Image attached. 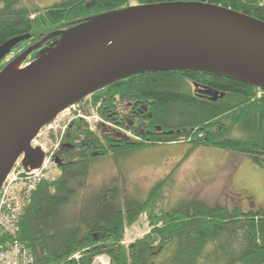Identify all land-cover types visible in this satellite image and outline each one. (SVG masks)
Segmentation results:
<instances>
[{"label":"trees","instance_id":"obj_1","mask_svg":"<svg viewBox=\"0 0 264 264\" xmlns=\"http://www.w3.org/2000/svg\"><path fill=\"white\" fill-rule=\"evenodd\" d=\"M180 1L221 6L264 22V0H64L43 8L23 0H0V45L29 35L0 58V73L31 45L39 47L26 55L27 61L50 43L58 45L59 31L98 15ZM82 101L95 107L109 127L91 131L73 119L63 138L60 163H52L24 203L14 237L31 252L32 264H94L101 255L109 258L108 264H264V207L244 210L195 202L158 208L170 174L142 200L123 197L108 186L90 199L82 196L77 210L68 208L94 160L150 145L186 141L187 153L212 146L264 166V85L201 67H161L114 78ZM134 101L147 108L140 128L130 126L124 108ZM119 106L123 117L115 118ZM143 223L148 227L142 237L126 243V229Z\"/></svg>","mask_w":264,"mask_h":264},{"label":"water","instance_id":"obj_2","mask_svg":"<svg viewBox=\"0 0 264 264\" xmlns=\"http://www.w3.org/2000/svg\"><path fill=\"white\" fill-rule=\"evenodd\" d=\"M95 26L105 27L0 88V183L22 151L26 167L36 164L38 155L29 140L50 116L114 78L155 68L145 64L215 50L237 54L264 74V22L229 8L181 1L132 6L65 29L62 41ZM27 38L16 36L0 45V58ZM38 47L35 43L24 54ZM48 51L49 46L41 48L38 56ZM162 67H201L242 77L197 64Z\"/></svg>","mask_w":264,"mask_h":264},{"label":"rangeland","instance_id":"obj_3","mask_svg":"<svg viewBox=\"0 0 264 264\" xmlns=\"http://www.w3.org/2000/svg\"><path fill=\"white\" fill-rule=\"evenodd\" d=\"M60 1L64 0H23L24 3L31 2L42 8ZM102 28L98 27L88 36ZM62 32L59 31L61 34ZM46 43V41L42 42V44ZM51 44L50 49L55 47ZM59 46L55 49H59ZM204 52L205 50H200L177 56L196 58L199 53ZM23 57L24 61L22 60L20 69L28 62L25 54ZM84 104L74 107L85 111L82 109ZM75 108L64 112L60 116L63 122H59L58 126L45 128L32 142L40 152L43 154L53 152L59 141L60 129L64 131L72 115L76 113ZM85 109L89 116V126L93 131H97L102 122L95 112V107L85 105ZM106 126L109 127L108 122L101 127ZM121 131L133 137L132 133L126 129L122 128ZM188 147L189 142L186 141L163 143L130 151L117 158H111V156L97 158L91 163L84 185L75 194L71 207L68 208L70 211L77 210L75 208L79 205L82 196L90 199L108 186H115L123 197L142 200L157 183L169 174L171 177L163 185V197L156 205L158 208L169 210L184 208L195 202L226 207L240 206L244 210L264 207V166L252 163L244 154L229 152L217 147L199 146L191 153H187ZM49 175H54V172L50 171ZM120 195L119 197H122ZM147 227V224L143 223L127 228L126 243L142 237ZM108 261V257L102 255L96 257L93 263L108 264Z\"/></svg>","mask_w":264,"mask_h":264},{"label":"built area","instance_id":"obj_4","mask_svg":"<svg viewBox=\"0 0 264 264\" xmlns=\"http://www.w3.org/2000/svg\"><path fill=\"white\" fill-rule=\"evenodd\" d=\"M74 106L79 104L72 103L58 111L46 128L58 126V123L63 120L60 116L74 109ZM75 111V116L88 120L89 116L82 110L75 108ZM52 157L53 152L44 153L36 166L27 169L23 167L20 157L13 163L0 185V264H32L34 262L31 252L20 241L10 239L8 235L14 233L22 204L42 180L44 170L49 166Z\"/></svg>","mask_w":264,"mask_h":264},{"label":"bare ground","instance_id":"obj_5","mask_svg":"<svg viewBox=\"0 0 264 264\" xmlns=\"http://www.w3.org/2000/svg\"><path fill=\"white\" fill-rule=\"evenodd\" d=\"M98 27L104 26H95L85 30H82L78 33L71 34L59 45L50 49V51L39 55L37 58H34L31 61H28L26 65L20 69L22 65V60L24 57L11 61L0 73V88L6 87L16 83L25 73L29 70L46 63L49 60H52L58 57L63 51L68 48L84 41L89 37V33ZM59 49H55L56 47ZM27 58V57H26ZM25 63V62H24ZM203 65L211 68H218L224 71L242 76L245 79L253 80L255 82H261L264 84V74L258 72L252 65L243 61L237 54L231 52H216L213 50H205L204 53H199L196 58L186 57V56H176L175 58H167L161 61H156L152 63L145 64L143 67H162V66H172V65Z\"/></svg>","mask_w":264,"mask_h":264},{"label":"flooded vegetation","instance_id":"obj_6","mask_svg":"<svg viewBox=\"0 0 264 264\" xmlns=\"http://www.w3.org/2000/svg\"><path fill=\"white\" fill-rule=\"evenodd\" d=\"M201 95V94H200ZM141 105H142V103L140 102V101H134V102H132V104H130L129 103V106H127V107H129L128 109H127V107H124V108H126V110H128V113H129V115H130V120H129V122H130V126L131 127H135V128H140V127H138V122H139V119H140V117H143L144 115H145V112L147 111V108H146V110H143V108L141 107ZM146 106V105H145ZM123 113H122V110H121V107L119 106V107H117V109H116V113H115V115H114V117L115 118H117L118 116H119V118L120 117H123V115H122ZM100 116V115H99ZM100 120H101V122H102V125H104V124H106L107 122L103 119L102 120V118L100 117ZM104 121V122H103ZM82 122H84L86 125H87V123L85 122V121H82ZM141 123H142V121H141ZM115 125V124H114ZM115 128H117V129H121V127H119L118 125H115L114 126ZM67 129H68V127H67ZM67 129L65 130V135L67 134ZM142 134H145V133H147L148 134V130L147 129H140L139 130ZM128 132H130V131H128ZM61 147H62V143H60L59 144V146H58V148H57V150H56V155L59 157V153H60V151H61Z\"/></svg>","mask_w":264,"mask_h":264}]
</instances>
